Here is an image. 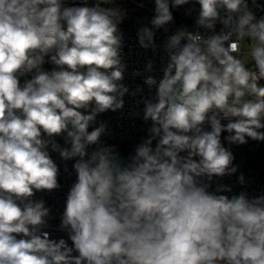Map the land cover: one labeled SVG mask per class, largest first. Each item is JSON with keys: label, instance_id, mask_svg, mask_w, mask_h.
<instances>
[{"label": "clouds", "instance_id": "obj_1", "mask_svg": "<svg viewBox=\"0 0 264 264\" xmlns=\"http://www.w3.org/2000/svg\"><path fill=\"white\" fill-rule=\"evenodd\" d=\"M126 18L118 0H0V264H264V189L231 149L264 142V0H154L137 43L162 47L161 74L148 60L131 90ZM126 94L149 127L125 158L97 117ZM52 153L75 174L62 235L36 198L61 188Z\"/></svg>", "mask_w": 264, "mask_h": 264}, {"label": "built area", "instance_id": "obj_2", "mask_svg": "<svg viewBox=\"0 0 264 264\" xmlns=\"http://www.w3.org/2000/svg\"><path fill=\"white\" fill-rule=\"evenodd\" d=\"M125 4L132 5L136 11L129 26L120 25V30L124 34V54L127 62V69L125 72V79L123 83L131 89L137 86L143 87V76L149 75L145 71L148 60L154 62V74L160 75L161 61L160 57L163 55L162 47L157 50L154 54L151 50H144L138 46L137 43V30L142 26H150L149 22L154 15V0H122ZM193 8L198 10V5L191 4L185 5L180 8L172 9L174 21L169 25V32L165 33L162 29L156 32V42L162 45L166 35H170L176 31L177 28L183 26H191L194 22L195 11L192 17L185 15L187 8ZM50 67V66H49ZM140 71L143 73L142 76H132L133 71ZM147 92V89L145 88ZM142 94H138L137 97L133 98L131 95L126 94L125 96V108L122 112L117 111L107 112L98 115L97 121L105 122L108 124L109 134L103 138L104 142L109 145H115L122 148V156L127 157L133 152L136 143L146 136V130L149 124L142 121V109L143 104H136V100L140 99ZM140 112L141 116L130 115V113ZM223 135H227L224 133ZM58 141L63 144V140L58 138ZM244 146L246 151L252 153H258V162L245 166L239 170L242 172L247 181V190L251 193L253 191H259L264 189V142H255L249 140L246 145H233L231 149L235 155L234 163L238 165V153L240 147ZM53 158L60 165L61 175L59 182L61 188L51 193L40 192L36 194L37 199H44L46 205L52 209V214L55 217L50 221V231H53L54 235H62L56 232L55 229L59 224V217L63 211L64 201L66 199L67 191L75 180V174L72 173V161L67 162L68 173L64 172V163L60 161L57 153H52ZM220 183L230 184L233 186L234 191H240V186L236 183V176L224 177L219 181Z\"/></svg>", "mask_w": 264, "mask_h": 264}, {"label": "rangeland", "instance_id": "obj_3", "mask_svg": "<svg viewBox=\"0 0 264 264\" xmlns=\"http://www.w3.org/2000/svg\"><path fill=\"white\" fill-rule=\"evenodd\" d=\"M118 2L121 4L122 7H124L127 12H131L134 8H127L126 6H123L122 0H118ZM119 153L122 155V148L116 146ZM258 162V153L257 152H248L244 148V146L240 147L239 153H238V165L240 166L239 170L243 169L247 165L256 164Z\"/></svg>", "mask_w": 264, "mask_h": 264}, {"label": "trees", "instance_id": "obj_4", "mask_svg": "<svg viewBox=\"0 0 264 264\" xmlns=\"http://www.w3.org/2000/svg\"><path fill=\"white\" fill-rule=\"evenodd\" d=\"M123 6H126L127 8H133L132 5L122 3ZM136 11L133 9L131 12H127V18L124 20V22L121 25L129 26L132 20V16Z\"/></svg>", "mask_w": 264, "mask_h": 264}]
</instances>
